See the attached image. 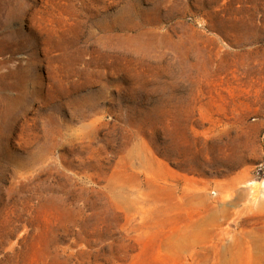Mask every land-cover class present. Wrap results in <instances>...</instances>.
Wrapping results in <instances>:
<instances>
[{
    "label": "rangeland",
    "instance_id": "1",
    "mask_svg": "<svg viewBox=\"0 0 264 264\" xmlns=\"http://www.w3.org/2000/svg\"><path fill=\"white\" fill-rule=\"evenodd\" d=\"M264 0H0V264H264Z\"/></svg>",
    "mask_w": 264,
    "mask_h": 264
},
{
    "label": "bare ground",
    "instance_id": "2",
    "mask_svg": "<svg viewBox=\"0 0 264 264\" xmlns=\"http://www.w3.org/2000/svg\"><path fill=\"white\" fill-rule=\"evenodd\" d=\"M261 191L264 193V184L261 186Z\"/></svg>",
    "mask_w": 264,
    "mask_h": 264
}]
</instances>
